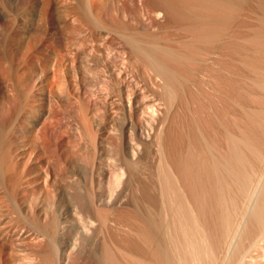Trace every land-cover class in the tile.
Instances as JSON below:
<instances>
[{"label":"bare ground","instance_id":"1","mask_svg":"<svg viewBox=\"0 0 264 264\" xmlns=\"http://www.w3.org/2000/svg\"><path fill=\"white\" fill-rule=\"evenodd\" d=\"M7 6L0 264H263L264 0H0V30ZM55 8L67 41L47 40ZM108 26L116 51L88 41ZM220 41L246 42L228 61L246 72L215 91L235 128L223 147L209 136L221 114L204 117V53Z\"/></svg>","mask_w":264,"mask_h":264},{"label":"rangeland","instance_id":"2","mask_svg":"<svg viewBox=\"0 0 264 264\" xmlns=\"http://www.w3.org/2000/svg\"><path fill=\"white\" fill-rule=\"evenodd\" d=\"M119 3H120V1H119ZM5 8H6V7H5ZM32 13H33V15H32ZM32 13L29 14V19L31 18V20H30V22H29V26H31L32 23H33V25H32L31 27L35 28V27L37 26V24H38V18H36V17H37V14H36V13H34V12H32ZM34 14H35V15H34ZM31 15H32V16H31ZM61 15H62V11H60V9L55 8V10H54V17H55L56 19H55V25H53V27H54L55 35H57V36L54 37L53 39H51V38L49 37V38L47 39L48 41H67V39L72 35L71 30H70V29L67 30V29L63 26V24L60 22V21H61V18H60ZM15 16H17L16 12L13 11V9H12L11 6H7V8H6V10H5V19H6L5 22L8 23V26H7V28H4V29L1 28V30H0V35H1V36H0V37H4V36H5V37H8L9 35L12 34V32H13V30H14V28H15L14 25H13V21H14V19H15ZM33 17H34V18H33ZM32 18H33V19H32ZM36 19H37V20H36ZM247 20H249V22H253L254 19H253V17H251L250 15H247ZM28 21H29V20H28ZM35 21H37V22H35ZM31 22H32V23H31ZM36 23H37V24H36ZM34 24H35V25H34ZM34 26H35V27H34ZM56 32H57V33H56ZM6 34H7L8 36H7ZM102 34H103V38H99V39H95V40L93 39V40H88V41H106V39H105L104 37H108V36H109V37H112V39H111L110 41H113V42H111L112 45H111V43H110L109 48L111 47V48H110L111 51H116V49L118 50L119 47H118V45H117V42H119V41L122 42L123 39H121V37H119L118 34H117L116 32L113 31L112 27L108 26L107 28H104V29L102 30ZM5 37H4V38H5ZM55 38H56V40H55ZM19 41H20V40H19ZM84 41H85V40H84ZM86 41H87V40H86ZM225 42H226V44L229 43V45H230V44H233V45H234V41H233V43H232V42L230 43V41H229V42H228V41H224V42L220 41L221 45L219 44V42H218L217 44L215 43V44H213V47L210 46V47H212L213 49H212V48H211L212 50L209 49V53H208V51H207L208 54H207L206 52H205L206 54L204 53V57H205V60H204V68H205V69H204V81H206V82H204V91H207L206 93H207L208 95H209V93L211 92L210 95L212 96V94L215 95L216 92H217L216 94H218L219 91L221 92V89H223V90H222L223 98H224V95H226V94L228 95V93L230 94L229 91H231L232 88H233V87H232V88L230 89L229 87H230L231 84L228 85L227 83L232 82V80H234V77L236 78L237 76H239L238 74L246 72V71H243V70H246L244 67H242V68L240 67V68H239V66H241V65H240V64L237 65V62L234 63V64H235V65H234V64H233L234 61H233V62L231 63V64L233 65L232 68L234 69V70L232 69L233 72L236 73V71H239L237 68L242 69L243 72L240 70L241 72L234 74L235 76H234L233 74H232V75L230 74V73H232V72H230V71H232V70L230 69V71H229V67L231 66V64H230L229 62L231 61V59H232L233 57L235 58V55L238 53L237 50H239V49L236 48V47H237V45H239V44H236V46H233V45L231 46V45H230L231 48L233 47V49H232L233 51H232V50H230V49H231L230 46H229V45L227 46V45L225 44ZM237 42H239V41H237ZM237 42H235V43H237ZM240 42H241V41H240ZM242 42H243V41H242ZM222 43H224L225 45L222 44ZM242 44H243V43H242ZM242 44H240V45H239L240 47H239V46H238V47H239V48H241V47L244 48V46H242ZM244 44H246L245 41H244ZM244 44H243V45H244ZM215 45H216V46H215ZM247 45H248V44H247ZM221 46H223L224 48L221 47ZM225 46H226V48H225ZM210 47H209V48H210ZM216 48H217V49H216ZM243 48H241V49H243ZM248 48H249V46H248ZM218 49H219V50H218ZM223 49H224V50H223ZM234 49H235V50H234ZM241 49H240V50H241ZM244 49H246V47H245ZM244 49H243V50H244ZM210 50H211V52H210ZM214 50H215V51L218 50V54H217V51L215 52ZM243 50H242V51H243ZM213 51H214L215 53H214ZM220 51H221V53H220ZM222 51H223V52H222ZM228 51H229V52H228ZM231 51H232V53H230ZM234 51L237 52V53H235ZM242 51H240V52H242ZM226 54H228V56H227ZM230 54H232V55H234V56L232 57V55H230ZM224 55H225L227 58H225ZM220 57H222V59H221ZM207 58L210 60V62H209V60H208ZM223 58H224V59H223ZM229 58H230V59H229ZM216 59H217V60H216ZM218 59H219V61H218ZM228 59H229V60H228ZM206 60H207L208 62L205 63ZM224 60H225V63H223ZM222 61H223V62H222ZM228 61H229V62H228ZM216 62H217V63H216ZM226 62H227V63H226ZM212 63H213V64H212ZM215 63H216V64H215ZM209 64H210V65H209ZM221 64H225V65H222L223 67L225 66V67H224L225 69L221 66ZM207 65H208V66H207ZM236 65H237V66H236ZM205 66H206V67H205ZM211 66H212V67H211ZM213 66H214V68H213ZM215 66H216V67H215ZM210 67H211V68H210ZM208 68H209V69H208ZM215 68H216V69H215ZM217 68H218V69H217ZM221 68H223V71H221ZM226 68H227L228 71L226 70ZM206 69H207V72H206ZM210 69H211V70H210ZM213 69H214L215 71H214ZM219 69H220V70H219ZM236 69H237V70H236ZM212 70H213V71H212ZM235 70H236V71H235ZM210 71L212 72V75H210V74H211ZM218 71H221V72L218 73ZM214 72H216V73H214ZM222 72H226V74H227V75L225 74L226 76H228L229 74H230V75H229L228 77H225L224 73L222 74ZM228 72H230V73H228ZM205 73H207L209 76H208V75L206 76ZM213 73H214V74H213ZM215 74H218V75H215ZM221 75H224V76L222 77ZM236 75H237V76H236ZM230 76H233V78L230 77ZM210 77H211V78H210ZM214 77H215V78H214ZM218 77H220L221 79H220V78L218 79ZM212 78H213V79H212ZM222 78H224V79H222ZM227 78H229V79H227ZM230 78H232V80H231ZM237 78H238V77H237ZM239 78H240V77H239ZM239 78H238V80H240ZM59 79H60V82H61V83L64 82L62 78H59ZM205 79H206V80H205ZM207 79H208V81H207ZM216 80H217L219 83H218ZM221 80H222L223 82H222ZM224 80H225V81L229 80V81H227V83H226ZM230 80H231V81H230ZM236 80H237V79H236ZM209 81H210V82H209ZM207 82H209L210 84H209V83L206 84ZM213 82H214V83H213ZM216 82H217L218 84H217ZM236 82H237V81H236ZM224 83H225V84H224ZM241 83H242V82H241ZM205 84H206V85H205ZM214 84H215L216 86H213ZM219 84H221V85H219ZM208 85H210V86H212V87H210V86H208ZM224 85H225V86H224ZM226 85H228L229 87H227ZM206 86H207V87H206ZM214 87H216V88L214 89ZM205 88H206L207 90H206ZM212 88H213L214 90H213ZM219 88H220V90H219ZM224 88H225V90L228 91V93H227L226 91H224ZM209 89H210V90H209ZM216 89H218V90H216ZM211 90H212V91H211ZM209 91H210V92H209ZM215 91H216V92H215ZM213 92H214V93H213ZM225 92H226V93H225ZM206 93L204 94V100L207 101V100L209 99V102H210V103H207V104L204 103V104H205V105H204V107H205V108H204V112H205V113H204V117L206 116V118L208 119L209 122H210V121H212V122H215V121H216V122H215L216 124L219 123V122H222V124H221V126H219L220 123L217 124V126H215V128H214L215 130L213 129L214 132H212L213 130L211 129V130H210L211 133H210L209 129L212 128V126L214 127V125H216V124H214V123H212V122L209 123V124L211 125L210 128H209V126H207L208 123L205 122V120H206V119H205V120H204V123H205V126H204L205 128H204V129L206 130V129H207L206 127L209 128V129L206 130L207 132L205 131V133H208V132H209V133H210L209 136H212V137H213V135L215 134V135H214V138H216V137L218 138L219 136H220V138H221V136H222V138H223L224 136H223L221 133H226V132L223 130V126H224V125H225V127L227 126L228 128H227V127H226V128H227V131H228L229 127L231 126V122H232V121H231V122H230V125L228 126V124H229L228 122H229V120H232V118L229 117V116H227V117L231 118V119L228 120V118L226 117V115H228L230 112H228V110L226 111L225 109L223 110V108H224L223 103L226 102V101L224 102V99H225L226 97H225L222 101H220V98H219L220 96L218 97V95H220V94L222 95V93L218 94L217 96L215 95V96L217 97V98H215V100H216V99H217V100L219 99V101H220V102H219V101L216 100V104H217V102L220 103V104L217 105L219 108L216 110V112H214V111H215L214 109H216V105L214 104V105H215L214 108H212V107H213V103H215V100H214V99L212 100L211 98H213V97H215V96L213 95L211 98H210L209 96L206 97V95H207ZM224 93H225V94H224ZM227 95H226V96H227ZM205 97H206V99H205ZM227 97H228V96H227ZM207 98H208V99H207ZM243 98H244V97H243ZM210 99H211L213 102L210 101ZM221 99H222V96H221ZM245 99H246V98H245ZM226 100H227V99H226ZM241 100L243 101L244 99L239 98V101H240V102H241ZM207 102H208V101H207ZM222 102H223V103H222ZM244 102H245V100H244ZM244 102H242V104H245ZM246 102H247V101H246ZM209 104L212 106L211 108L213 109V112L211 111V113H209V114H211V115H208V114L206 113V110H207L206 108L210 107ZM225 104H226V103H225ZM206 105H207V106H206ZM221 105L223 106V108H222ZM225 107H226V106H225ZM211 108H208L207 112H210V109H211ZM212 109H211V110H212ZM220 109H222V111H221ZM218 110H220V111H218ZM217 111H218V113H217ZM225 111L228 112L227 114H225V117H226V118H224V115H223V113H222V112H225ZM219 112H220V113H219ZM226 112H225V113H226ZM215 113H216V115H215ZM237 113H238V112H237ZM205 114H207L208 117H209V116H212V114H213L214 116H212V117H214V118H216L217 115H218V117H219V115L221 114L222 118H220V117L218 118V117H217V118L220 120V121H219V120H217V119L214 120V118L211 117V118H212V119H211V118L209 117V118L211 119V120H210V119L207 117V115H205ZM229 115H230V114H229ZM237 115H238V114H237ZM230 116H231V115H230ZM239 116L241 117L240 114H239ZM222 119H223L224 121H222ZM227 120H228V121H227ZM243 120H245V119L242 118L241 121H243ZM206 121H207V120H206ZM218 121H219V122H218ZM223 122H224V123H223ZM209 124H208V125H209ZM212 124H213V125H212ZM232 125H233V123H232ZM220 128H221L222 130H221ZM226 128H224V129L226 130ZM231 128H232V129H231ZM231 128H230L231 130H229V132H232V130H233V132H234V130H235L234 125H233V127L231 126ZM233 128H234V129H233ZM217 131H218V133H217ZM219 131H220V132H219ZM221 131H222V132H221ZM223 131H224V132H223ZM209 133H208V134H209ZM212 133H213V134H212ZM208 134H206V137H207ZM211 134H212V135H211ZM220 134H221V135H220ZM224 135H225V134H224ZM215 136H216V137H215ZM207 138H208V137H207ZM209 139H210V140H209ZM209 139H208V140L211 141L213 138L211 139V137H209ZM216 140L219 141V143H218V142L215 143V144H218V145L220 144V141H223V142H224L223 139H220V140H219V138H218V139H216ZM216 140L213 139V141H216ZM221 144H222V145H219L220 147H223V145H225V144H223V143H221ZM205 148H206V147H205ZM205 148H204V149H205ZM222 149H223V148H221V150H222ZM206 150H207V149H205V154L207 155V157H209L210 154H211V155H210L211 157H212V155H214L213 153H210V154L208 155L207 152H209V149L207 150V152H206ZM225 150H226V149H224L223 152L220 151L219 154L222 155V153H224ZM212 151H213V150H212ZM212 151H211V152H212ZM214 153H215V152H214ZM225 153H226V151H225ZM225 153L223 154V156H225ZM217 154H218V152L216 151V155H217ZM219 154H218V156H220ZM216 155H214V157H216ZM211 157H210V158H211ZM221 157H222V156H221ZM218 158H219V157H218ZM220 159H221V158H220ZM155 175H156L155 169L151 170V176H152L151 178L153 179V181H154L155 184H156L157 181H156V179H155V178H156ZM160 210H161V216H162V218H166V221H167L169 224H173V220H172V218H171V215L167 212V211H168L167 208L164 207V209H160ZM166 212H167V213H166ZM176 236H179V233H178V232L173 233V231L171 230V237H169V240H171V242H172L173 244H176V242H175V240H176ZM263 247H264V246H263ZM230 260H231V256H227L225 259L218 260L215 264H230ZM249 262H250V261H249ZM249 262H248V263H249ZM248 263H247V264H248ZM252 263H254V262H251V263H249V264H252ZM257 263H258V262L254 263V264H257ZM261 263H262V262H261ZM261 263L259 262L258 264H261ZM189 264H194V263H193V261H189ZM204 264H206V263H204ZM210 264H211V263H210ZM263 264H264V261H263Z\"/></svg>","mask_w":264,"mask_h":264}]
</instances>
